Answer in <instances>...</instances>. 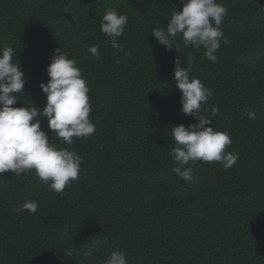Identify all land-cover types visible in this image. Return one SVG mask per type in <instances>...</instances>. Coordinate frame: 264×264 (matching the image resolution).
Instances as JSON below:
<instances>
[{"label":"trees","instance_id":"obj_1","mask_svg":"<svg viewBox=\"0 0 264 264\" xmlns=\"http://www.w3.org/2000/svg\"><path fill=\"white\" fill-rule=\"evenodd\" d=\"M217 2L228 9L221 26L228 43L210 61L203 46L186 47L178 36V50H169L152 35L183 0H0V53L16 50L26 78L13 107L45 106L40 83L60 47L87 81L95 125L67 145L36 118L50 143L82 158L81 171L63 193L35 170L0 173V264H104L113 250L128 264H264V0ZM113 8L128 16L117 37L123 51L100 30ZM190 52V75L212 92L201 115L229 134L225 151L239 157L229 169L193 162L188 182L170 153L172 126L198 122L181 111L172 79L176 58L187 67ZM29 200L35 213L16 211Z\"/></svg>","mask_w":264,"mask_h":264},{"label":"clouds","instance_id":"obj_2","mask_svg":"<svg viewBox=\"0 0 264 264\" xmlns=\"http://www.w3.org/2000/svg\"><path fill=\"white\" fill-rule=\"evenodd\" d=\"M228 9L217 0H183L180 11L174 10L164 27L152 28V35L158 42L171 50L176 38L182 37L184 46L205 49L204 55L210 61H216V52L221 41L228 43L222 31V23ZM128 23L126 14L116 9L106 11L100 21V30L111 38L114 49L123 51L117 42ZM88 51L99 59L98 46L92 45ZM16 50L8 47L0 53V173L11 171L16 176L26 170H35L38 178L46 183L50 190L63 193L65 187L78 178L82 158L73 150L58 147L50 143L41 128L38 116L46 118L48 127L57 134L63 144H73L74 138L90 137L95 132V125L90 119L91 104L89 87L82 72L73 58L61 48L54 50L47 67L50 77L47 83L41 82L40 88L46 94V104L41 109L34 106L13 107L17 94L23 92L26 78L20 63L13 62ZM130 55V53H125ZM16 57V55H15ZM194 55L187 54V67L176 58L173 81L181 91V111L197 118L195 124L172 126L175 146L170 153L176 167L173 171L184 181H192V163L196 161L220 162L225 169L231 168L238 160V152H226L232 141L227 132L218 131L212 120L201 115L202 105L212 95L203 82L190 75ZM15 94V95H13ZM213 110L212 115H215ZM249 119L256 118L255 112L246 113ZM38 204L29 200L16 211L27 210L35 213ZM75 249H70L67 256H72ZM86 255L91 256L89 251ZM104 264H128L123 251L113 250Z\"/></svg>","mask_w":264,"mask_h":264}]
</instances>
